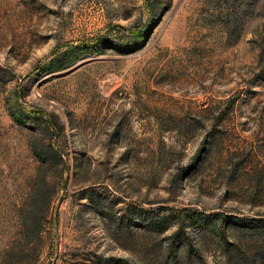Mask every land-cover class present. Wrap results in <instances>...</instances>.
I'll list each match as a JSON object with an SVG mask.
<instances>
[{
    "label": "rangeland",
    "instance_id": "rangeland-1",
    "mask_svg": "<svg viewBox=\"0 0 264 264\" xmlns=\"http://www.w3.org/2000/svg\"><path fill=\"white\" fill-rule=\"evenodd\" d=\"M263 78L264 0H0V264H264Z\"/></svg>",
    "mask_w": 264,
    "mask_h": 264
},
{
    "label": "trees",
    "instance_id": "trees-1",
    "mask_svg": "<svg viewBox=\"0 0 264 264\" xmlns=\"http://www.w3.org/2000/svg\"><path fill=\"white\" fill-rule=\"evenodd\" d=\"M187 215L190 221L200 222L201 226H204L207 223L206 222L207 219L210 217V215L205 212H194V211H188ZM228 219H230V221L229 222L226 221L225 224L222 225L221 227V234L224 237V239H227L226 232H225L226 231L225 225H227V223L233 224L237 227L253 229V230H258L261 228L264 229V218H249V217L231 215V216H228ZM182 233H183V229L180 228L174 234H172L171 239L173 240V244H175L177 241H181L180 239H181ZM186 243L188 247L190 248L191 242L186 240ZM175 260H177V256Z\"/></svg>",
    "mask_w": 264,
    "mask_h": 264
}]
</instances>
